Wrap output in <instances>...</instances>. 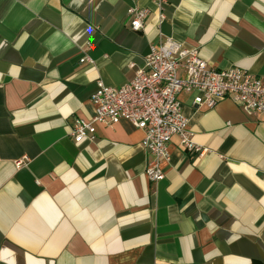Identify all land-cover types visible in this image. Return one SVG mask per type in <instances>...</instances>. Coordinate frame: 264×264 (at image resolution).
Listing matches in <instances>:
<instances>
[{"label": "crops", "instance_id": "obj_1", "mask_svg": "<svg viewBox=\"0 0 264 264\" xmlns=\"http://www.w3.org/2000/svg\"><path fill=\"white\" fill-rule=\"evenodd\" d=\"M166 37L264 77V0H0V264H264L263 118L181 92L205 152L173 136L159 181L128 120L70 136L97 82L129 81Z\"/></svg>", "mask_w": 264, "mask_h": 264}, {"label": "built area", "instance_id": "obj_2", "mask_svg": "<svg viewBox=\"0 0 264 264\" xmlns=\"http://www.w3.org/2000/svg\"><path fill=\"white\" fill-rule=\"evenodd\" d=\"M155 1L159 7L164 2ZM128 14L130 28L136 31L143 28L149 9L132 7ZM160 17H164L163 13ZM181 92L193 93L192 104L209 109L229 98L247 116L264 119V77L237 66L217 69L200 57L198 48L166 37L150 47L144 67L137 68L129 81L118 86L97 82V90L91 96L94 115L74 118L70 136L74 142L93 139L96 124L111 126L128 120L143 131L141 145L148 154L146 177L159 181L164 177V164L170 160L169 143L173 136H178L188 152H205L192 140L179 100ZM27 161V156H21L15 165L25 166Z\"/></svg>", "mask_w": 264, "mask_h": 264}]
</instances>
